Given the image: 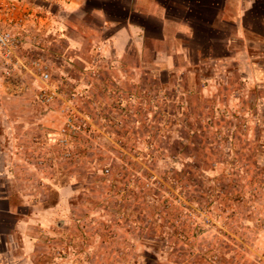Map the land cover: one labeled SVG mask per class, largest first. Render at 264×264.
<instances>
[{"label": "rangeland", "instance_id": "374dc122", "mask_svg": "<svg viewBox=\"0 0 264 264\" xmlns=\"http://www.w3.org/2000/svg\"><path fill=\"white\" fill-rule=\"evenodd\" d=\"M31 1L49 17L43 40L51 53L44 60L56 97L46 111L61 122L47 128L49 167L39 168L45 185L33 175L21 190H40L31 199L39 207L57 200L54 185L74 195L43 220L47 230L33 252L25 254L12 233L18 249L0 245V264H264L263 4L246 19L256 31L248 34V61L207 63L178 86L166 73L159 78L171 84L156 86L150 75L114 72L120 86L106 83L114 79L92 52L113 29L94 11L123 21L125 0ZM6 76L37 82L30 94L43 85L30 72ZM64 112L86 123L69 140L67 157L57 135ZM75 251L80 255L71 257Z\"/></svg>", "mask_w": 264, "mask_h": 264}, {"label": "crops", "instance_id": "0c3cea01", "mask_svg": "<svg viewBox=\"0 0 264 264\" xmlns=\"http://www.w3.org/2000/svg\"><path fill=\"white\" fill-rule=\"evenodd\" d=\"M255 3L256 0H125L126 17L122 23L106 19L102 9L94 11L104 17L105 26L113 29L101 38L96 51L92 52L98 55L100 69L114 79L108 78L106 83L114 81L122 86V80L113 73L132 71L136 78L150 75V79H145L155 82L156 86H168L171 84L168 79L176 77L174 85L178 86L187 75L201 70L207 63L218 68L227 63L248 61V34L256 31L249 28L251 21L246 19L255 17ZM261 4L263 11L258 20L264 22V0ZM249 11L253 14L249 15ZM68 40L71 49L78 52L76 38ZM219 44L224 48L222 54L216 51ZM192 52L196 56L194 60ZM162 73H166V81L160 80ZM32 81L10 78L0 66V225L8 217L14 219L5 237L7 231L0 229V245L7 252L18 249L12 235L17 233L25 254L33 252L37 242L43 239L40 236L47 230L43 220L61 209L67 197L74 195V189L70 188L69 192L66 187L54 185L57 200L39 207L31 199L40 190L37 193L21 190V184L30 182L29 176L33 175V181L44 180L45 185L47 179L40 175L39 168L49 167L43 157L47 128L57 127L61 122L57 112L46 111L36 100V94L27 91ZM133 81L137 86L138 80ZM21 174L24 177L20 178ZM26 205L29 211L23 213L21 208ZM58 225L64 229L59 222ZM68 241L77 247L75 239ZM85 243L88 249L92 246L91 240ZM77 254L80 255L75 251L70 255Z\"/></svg>", "mask_w": 264, "mask_h": 264}, {"label": "built area", "instance_id": "2783aa9c", "mask_svg": "<svg viewBox=\"0 0 264 264\" xmlns=\"http://www.w3.org/2000/svg\"><path fill=\"white\" fill-rule=\"evenodd\" d=\"M48 19L42 7L33 1L0 0V66L6 75L25 71L37 77L43 85L39 87L36 100L44 107L56 97V92L48 86L50 76L44 60L50 52L43 40ZM54 34L61 36L57 28ZM64 113V122L57 135L58 144L65 149L63 155L67 157L71 155L69 140L84 133L86 123L81 115Z\"/></svg>", "mask_w": 264, "mask_h": 264}, {"label": "trees", "instance_id": "16d2710c", "mask_svg": "<svg viewBox=\"0 0 264 264\" xmlns=\"http://www.w3.org/2000/svg\"><path fill=\"white\" fill-rule=\"evenodd\" d=\"M261 3H262V0H256V3L254 4V11L255 12H257V7L258 6H260L261 5ZM207 7V6H206ZM124 8V7H123ZM103 9V8H102ZM105 12H107L105 9H103ZM110 10V9H109ZM124 10H125V8H124ZM250 13H248L249 15H252L253 14V11H249ZM124 17H126V10H125V15H124ZM125 20V18L123 19V21ZM123 21H116L118 24L119 23H122ZM195 23V22H194ZM204 23H207V20L206 21H204ZM197 24V23H196ZM198 25V24H197ZM199 25H201V24H199ZM196 29V28H195ZM210 33V32H209Z\"/></svg>", "mask_w": 264, "mask_h": 264}]
</instances>
